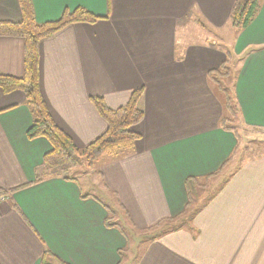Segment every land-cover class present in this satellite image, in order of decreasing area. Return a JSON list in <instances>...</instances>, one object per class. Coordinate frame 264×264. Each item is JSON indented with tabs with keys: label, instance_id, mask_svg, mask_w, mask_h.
<instances>
[{
	"label": "crops",
	"instance_id": "crops-1",
	"mask_svg": "<svg viewBox=\"0 0 264 264\" xmlns=\"http://www.w3.org/2000/svg\"><path fill=\"white\" fill-rule=\"evenodd\" d=\"M236 1L31 0L39 24L80 8L100 18L69 24L39 44L41 93L79 149L108 128L92 99L117 110L142 90L135 152L93 171L130 227L163 228L146 238L133 264H264V151L244 159L188 223L179 221L189 205L187 180L231 168L240 145L233 129L221 127L227 111L209 73L227 55L207 44L206 26L230 35V55L242 60L232 93L235 118L264 137V0L242 31L230 27ZM193 10L203 22H191ZM21 19L19 0H0V22ZM23 75L24 40L0 36V76ZM26 103L24 92L0 88V264H43L48 253L66 264H126V234L107 226L105 205L84 194L78 179L35 182L51 145L28 139L33 119Z\"/></svg>",
	"mask_w": 264,
	"mask_h": 264
},
{
	"label": "trees",
	"instance_id": "trees-1",
	"mask_svg": "<svg viewBox=\"0 0 264 264\" xmlns=\"http://www.w3.org/2000/svg\"><path fill=\"white\" fill-rule=\"evenodd\" d=\"M22 10L20 22H0V36L16 37L24 40V75L22 78L10 76H0V88L5 93L22 91L27 96L26 106L31 112L33 123L27 137L29 140L45 138L51 145V151L43 158L42 168L36 175V183L42 182L46 178H62L73 180V173L84 167L87 171H95L98 165L107 157L121 158L132 155L135 146L141 139V134L136 131V127L144 119V111L140 105L142 90L135 91L129 102L117 109L111 110L107 107L102 98L96 97L93 104L100 116L107 123V131L96 141L85 149H79L72 139L61 130L52 119L40 88L39 75V44L42 40L60 32L67 25L72 23L87 22L95 23L99 17L92 15L85 9H78L73 15H66L58 22L39 24L34 15L31 0H19ZM260 0H237L231 15V24L237 31L244 30L254 19ZM227 62L223 66L209 73L212 82L218 81L219 76H224L227 70ZM224 89V88H223ZM225 110L236 116V105L231 97H226L224 101ZM228 117L222 118L221 127L224 130H231L228 126ZM234 131V130H233ZM235 132V131H234ZM235 134H237L235 132ZM207 179V178H206ZM195 179H188L186 185L189 196L197 186ZM3 192L0 191V195ZM211 198V197H210ZM107 222V226H111ZM181 226L184 225L182 222ZM164 226L168 230H173L167 222ZM47 259L55 264H66L59 259L47 254L43 264H51Z\"/></svg>",
	"mask_w": 264,
	"mask_h": 264
},
{
	"label": "rangeland",
	"instance_id": "rangeland-1",
	"mask_svg": "<svg viewBox=\"0 0 264 264\" xmlns=\"http://www.w3.org/2000/svg\"><path fill=\"white\" fill-rule=\"evenodd\" d=\"M190 18L192 20L191 22L194 23L203 22L201 15H198L195 10L192 11ZM230 25L232 24L230 23ZM195 29L198 30L199 28L195 26ZM202 30V33H204V37L208 38L209 40L207 44L212 46L218 45L219 47H222L227 55V70H225L224 76L218 77V80L221 83H218V81L212 82L209 78V84L213 87V90L215 91L214 93L224 103L226 97H231L233 99V85L236 79V72L238 71V67L242 63V60L230 55V46L232 45V43L230 42V35H227V31L218 32L210 26H206ZM193 40L194 41L191 42L192 44L198 43L199 36H193ZM203 42L204 41H200L199 43ZM227 117L229 121L227 123V126L233 129L240 139V145L236 149L235 158L233 159L231 168H227L225 171L218 174L217 177L202 179L200 182H198L197 186L194 188V191L190 195L189 205L187 206L185 213L180 217L181 219L179 221L183 223H188L191 220L192 216L203 206V204L212 195L214 196L218 192L222 181L227 178V176L230 175V173L234 169H236L244 159L258 156L264 151L263 136L256 134L255 130H253L252 128L244 126L240 121L236 120V116L233 117V114L231 112H227ZM106 159L107 161H109L113 158L106 157L104 161H106ZM102 163L104 162H101L100 164ZM87 176L88 178L86 181L84 178ZM73 177L78 179L81 186L85 188L83 189L84 194L94 196L102 204L105 205L106 209L109 212V222H112L115 226L121 228V230L126 234L129 243L127 248L122 252L123 260L124 262H126V264H133L134 260H136V258L143 251L145 243L147 242L146 238L158 233L163 228H155L148 233H140L136 231L133 226H129L126 214L121 206H119L120 204L118 199L108 189H106L99 174H94L93 171H87L84 167H81L79 170H75V172L73 173Z\"/></svg>",
	"mask_w": 264,
	"mask_h": 264
},
{
	"label": "built area",
	"instance_id": "built-area-1",
	"mask_svg": "<svg viewBox=\"0 0 264 264\" xmlns=\"http://www.w3.org/2000/svg\"><path fill=\"white\" fill-rule=\"evenodd\" d=\"M4 199V196H0V201H3Z\"/></svg>",
	"mask_w": 264,
	"mask_h": 264
}]
</instances>
